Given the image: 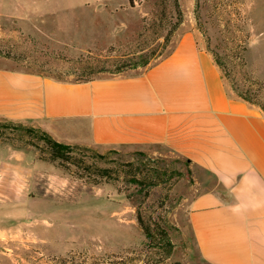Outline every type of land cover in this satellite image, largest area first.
I'll return each mask as SVG.
<instances>
[{"label":"rangeland","instance_id":"rangeland-1","mask_svg":"<svg viewBox=\"0 0 264 264\" xmlns=\"http://www.w3.org/2000/svg\"><path fill=\"white\" fill-rule=\"evenodd\" d=\"M160 1L0 0V68L75 80L67 71L83 66L87 55L106 60L141 50L151 53L152 66L184 32L195 30L228 69L242 64L234 71L239 82L246 72L264 88V0H178L183 20L167 40L176 15L169 1L174 17L168 15L159 36L150 28ZM143 26L147 34L138 46L134 39ZM224 82L234 95L228 76ZM26 139L21 130L0 133L3 153L10 152L6 145L25 152L21 198L0 206V264H185L193 254L183 222L194 179L184 157L90 148L79 156L113 175L95 182L74 166L38 160V149ZM135 177L146 179L145 185L129 180ZM140 218L155 226L152 238ZM156 225L166 233L169 251L158 246Z\"/></svg>","mask_w":264,"mask_h":264},{"label":"crops","instance_id":"crops-1","mask_svg":"<svg viewBox=\"0 0 264 264\" xmlns=\"http://www.w3.org/2000/svg\"><path fill=\"white\" fill-rule=\"evenodd\" d=\"M0 120L69 145L184 157L194 179L185 264H264V112L228 92L195 30L136 74L74 82L0 68ZM4 148L0 206L20 200L25 180V152Z\"/></svg>","mask_w":264,"mask_h":264},{"label":"trees","instance_id":"trees-1","mask_svg":"<svg viewBox=\"0 0 264 264\" xmlns=\"http://www.w3.org/2000/svg\"><path fill=\"white\" fill-rule=\"evenodd\" d=\"M168 1L173 5L176 15L175 20L169 22L170 27L165 35L166 40L169 39V35L172 34L175 28L183 20L178 0H161V4L157 5L158 7L155 11H153V20L150 24V28H152L153 34H155L156 36L161 35V30H163V27L166 26V24L168 23V15L172 14V11L168 9ZM199 1L200 0H197L198 4ZM172 16L174 17V15H171V18H173ZM146 32L147 27L143 26L141 30L136 33L134 41L136 42V44H138V46L144 43V39L147 34ZM173 49L174 48H172L165 56H162L161 58L169 55ZM138 52H133L132 55L122 54L118 57H114V59L107 58L106 60H101L96 56L87 55L83 66L79 68L73 67L69 71H67V74L76 76V79L72 80L74 82H87L96 78H100L101 76L99 75L105 72L116 74L122 72L125 68L145 67L146 69H148L151 66L149 65L151 53L143 50ZM210 52L214 56V60L221 70L222 78L224 79L227 76L230 78V84L235 93L234 95L248 102L251 105L257 106L260 110L264 112V88L261 85L255 84L258 83V81L253 83L251 81V78H249L246 74V72H241L244 81L239 82V79L237 78L236 73L234 71L237 66L242 69V64H238L235 61L234 67H232V69H228L223 55H221L218 51L214 49H211ZM234 57L241 59L243 56L242 54L238 55L236 53V56ZM56 78L59 80H65L61 79L60 76H57ZM259 83L261 82L259 81ZM5 129H10L11 132L14 129L21 130L24 134H26L28 136L26 142L30 146H33L38 149V158L42 161L58 162L60 166L63 167L74 166L76 168V171L79 172L80 170H82L83 172H86L85 174H83V172L81 171V176L86 175L87 178L93 176V178H95L93 179L95 182H97V178H113L112 169L87 164L85 163L83 158L79 156L80 153L84 152L85 150L93 151L92 149L86 146L69 145L62 142H58L48 133L41 131L40 129L30 126H24L22 124L20 125L17 123H13L12 121L8 123L0 122V133H3ZM20 137L22 140H24L23 135H20ZM129 180L136 184H140L141 186H144L146 183V179L144 178L141 179L135 177L132 179L130 178ZM148 184L154 183L153 181H151ZM140 222L146 235L152 238V228H155V226L153 227L149 224H145L141 218ZM158 229L159 226L156 225V230ZM159 231L161 235L159 236L158 246H161V248L169 251L171 248V243L169 239H166V233L160 229Z\"/></svg>","mask_w":264,"mask_h":264}]
</instances>
